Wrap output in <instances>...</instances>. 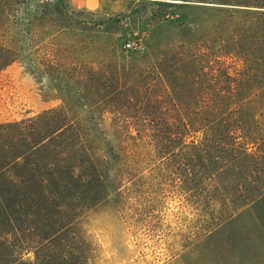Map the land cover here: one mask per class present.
Returning <instances> with one entry per match:
<instances>
[{"label": "rangeland", "instance_id": "obj_1", "mask_svg": "<svg viewBox=\"0 0 264 264\" xmlns=\"http://www.w3.org/2000/svg\"><path fill=\"white\" fill-rule=\"evenodd\" d=\"M15 1L19 9L7 18L10 31L3 40L16 48L19 59L0 72V124L29 119L63 103L56 89L59 81L52 83L46 73L38 79L29 71L30 63L42 70V63L50 60L65 78L82 80L92 71L112 72L118 61L145 68L146 76L155 78L157 73L148 69L160 54L169 56L173 48L177 56L206 49V63L218 69L225 60L234 75L245 65L264 68L260 39L248 41L245 61L214 53L217 47L232 43L240 29H264V0H111L117 3L112 10L77 8L71 0ZM28 22L33 24L29 35ZM127 42L142 43L145 50H129ZM173 68V61L166 60L160 78L174 81L169 76ZM188 71L180 69L174 83L182 84ZM248 80L244 87H198L192 93L264 95V76L250 74ZM256 105L261 119L264 106ZM101 126L103 136L124 149L116 171L120 187L112 189L86 217L94 242L89 264H244L239 257L245 250L240 236L250 227L249 215L245 207L231 203L229 191L216 188L209 177L205 179L209 185L196 190L198 203H193L148 130L109 110ZM7 215L6 208H0V264H37L35 241L26 243L23 231L14 233ZM52 253L43 250L46 263L53 264L57 258H51ZM68 261L66 255L63 263Z\"/></svg>", "mask_w": 264, "mask_h": 264}, {"label": "trees", "instance_id": "obj_2", "mask_svg": "<svg viewBox=\"0 0 264 264\" xmlns=\"http://www.w3.org/2000/svg\"><path fill=\"white\" fill-rule=\"evenodd\" d=\"M18 9L15 0H0V72L19 59L16 48L3 40L10 31L7 18ZM26 25L29 35L33 24ZM234 37L214 53L245 61L248 41H264V29H240ZM172 49L148 69L157 73L155 78L146 76L145 68L118 61L112 72L92 71L82 80L65 78L50 60L42 63V70L29 64L38 79L46 73L52 83L59 81L56 89L63 103L32 118L0 124V208L8 211L14 233L23 231L26 243L35 241L37 264H49L42 255L45 248L52 250L51 258H58L53 264H64L66 255L68 264H89L94 242L87 214L120 187L116 171L124 146L103 136L101 119L107 110L149 131L193 203H198L195 192L209 185V177L216 188L229 191L231 203L245 207L249 215L239 257L244 264H264V117L259 119L255 111L257 102L264 106V95L192 93L198 87L247 86L248 76L262 78L264 68L245 65L234 75L225 60H216L218 69L206 63V49L181 56ZM168 59L174 64L169 74L174 81L159 76ZM182 68L190 71L176 85Z\"/></svg>", "mask_w": 264, "mask_h": 264}, {"label": "crops", "instance_id": "obj_3", "mask_svg": "<svg viewBox=\"0 0 264 264\" xmlns=\"http://www.w3.org/2000/svg\"><path fill=\"white\" fill-rule=\"evenodd\" d=\"M71 4L74 7L88 10H112L117 5L111 0H71Z\"/></svg>", "mask_w": 264, "mask_h": 264}, {"label": "built area", "instance_id": "obj_4", "mask_svg": "<svg viewBox=\"0 0 264 264\" xmlns=\"http://www.w3.org/2000/svg\"><path fill=\"white\" fill-rule=\"evenodd\" d=\"M125 47L129 50H134L136 52H142L145 50V47L142 45V43H134V42H127L125 44Z\"/></svg>", "mask_w": 264, "mask_h": 264}]
</instances>
